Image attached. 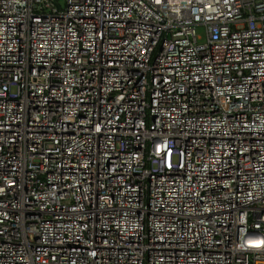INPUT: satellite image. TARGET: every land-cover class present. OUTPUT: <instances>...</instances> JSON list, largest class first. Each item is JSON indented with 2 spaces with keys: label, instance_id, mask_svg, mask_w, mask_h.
Instances as JSON below:
<instances>
[{
  "label": "built area",
  "instance_id": "built-area-1",
  "mask_svg": "<svg viewBox=\"0 0 264 264\" xmlns=\"http://www.w3.org/2000/svg\"><path fill=\"white\" fill-rule=\"evenodd\" d=\"M0 264H264V0H0Z\"/></svg>",
  "mask_w": 264,
  "mask_h": 264
},
{
  "label": "rangeland",
  "instance_id": "rangeland-1",
  "mask_svg": "<svg viewBox=\"0 0 264 264\" xmlns=\"http://www.w3.org/2000/svg\"><path fill=\"white\" fill-rule=\"evenodd\" d=\"M197 33H198L199 36L202 37V39L200 40V42H203V41H204V32H203V28H202V27L197 28Z\"/></svg>",
  "mask_w": 264,
  "mask_h": 264
}]
</instances>
